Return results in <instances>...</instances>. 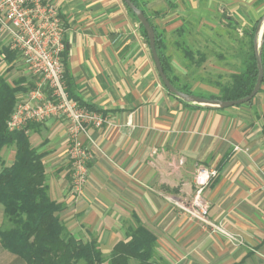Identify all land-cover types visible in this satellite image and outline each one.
I'll list each match as a JSON object with an SVG mask.
<instances>
[{
    "label": "crops",
    "instance_id": "1",
    "mask_svg": "<svg viewBox=\"0 0 264 264\" xmlns=\"http://www.w3.org/2000/svg\"><path fill=\"white\" fill-rule=\"evenodd\" d=\"M51 1L64 28L63 81L67 74L73 94L106 118L82 136L91 144V157L76 197L69 184L65 118L25 125L30 124L25 132L31 146L44 152L47 191L63 204L59 214L70 234L96 240L108 256L139 223L156 237L154 253L164 264H264V74L248 102L226 108L185 104L162 84L143 30L122 0ZM144 3L170 50L191 42L193 33L212 32L222 12L218 5L233 17L264 11V0ZM8 40L0 33V45L8 46ZM20 58L4 60L2 70L21 87L16 103L26 101L39 80ZM14 155V144L3 146L0 164L10 166ZM200 166L217 170L202 192L208 220L238 234L241 243L231 244L181 209L193 195ZM0 264L26 263L0 245Z\"/></svg>",
    "mask_w": 264,
    "mask_h": 264
},
{
    "label": "trees",
    "instance_id": "2",
    "mask_svg": "<svg viewBox=\"0 0 264 264\" xmlns=\"http://www.w3.org/2000/svg\"><path fill=\"white\" fill-rule=\"evenodd\" d=\"M131 1L145 14L138 0ZM129 11L131 12L130 9ZM147 19L150 22L148 17ZM151 26L153 27L152 24ZM143 34L146 37L144 30ZM155 45L166 73L156 31ZM8 48L0 45V63L3 60L12 61L18 54ZM261 57L264 69V40ZM256 75L255 63L236 76L231 88L221 96L208 98H241L252 89ZM169 80L174 85L170 78ZM64 82L71 99L91 111L103 113L102 110L83 103L73 94L67 74H64ZM20 89L18 81L10 83L4 73L0 72V150L3 146L13 144L15 148L12 164H0V206L3 209L0 245L22 258L26 264H164L154 253L156 237L139 223L130 230L127 241L114 244L108 256L103 254L96 240L82 241L70 234L59 214L63 204L51 199L47 191L42 163L44 152L31 146L26 135L25 131L30 124L14 131H9L6 127ZM181 101L188 105L201 106Z\"/></svg>",
    "mask_w": 264,
    "mask_h": 264
},
{
    "label": "built area",
    "instance_id": "3",
    "mask_svg": "<svg viewBox=\"0 0 264 264\" xmlns=\"http://www.w3.org/2000/svg\"><path fill=\"white\" fill-rule=\"evenodd\" d=\"M63 24L51 0H0V33L9 36V49L20 54L23 62L38 76L36 87L26 101L15 103L6 127L19 130L30 121H41L61 115L66 120L67 154L71 163L72 191L79 193L87 176L90 150L83 146L82 136L88 127L100 128L106 118L79 105L67 93L60 59L64 50ZM217 170L200 166L193 176L194 192L190 200L180 204L190 217L197 219L212 232H221L231 244L241 243L238 234L226 232L220 224L208 220V204L202 192ZM264 186V174H263Z\"/></svg>",
    "mask_w": 264,
    "mask_h": 264
},
{
    "label": "rangeland",
    "instance_id": "4",
    "mask_svg": "<svg viewBox=\"0 0 264 264\" xmlns=\"http://www.w3.org/2000/svg\"><path fill=\"white\" fill-rule=\"evenodd\" d=\"M138 2L142 7L145 6L144 0H138ZM218 9L224 12H220L216 18L218 24L215 25L213 31L209 33L200 31L202 33L200 35L197 33L191 34V42L188 41V44H183L182 48L178 47L180 44H174L175 49L164 48V40L158 32L159 43L163 44L161 53L166 66V75L183 92L194 95L200 94L207 98L211 96L219 97L231 88L236 76L245 72L252 64L255 65L254 33L259 22H261L260 30L262 29L264 19L261 18L264 11H261L257 17L252 16L250 19L248 17L231 16L230 9L223 5H218ZM158 15L157 12L156 16ZM150 17V22H154L152 14H150ZM157 29V31H161L159 27ZM177 30L179 31V29ZM259 37L260 33L257 42H259ZM184 47L186 48L183 49ZM20 57L18 53L15 59ZM5 63L4 60L0 63V72L6 67ZM25 68L28 73L37 76L28 66H25ZM14 73V71L10 72V75L12 76ZM82 143L91 152L90 142L85 143L82 139ZM69 164L70 169V161ZM70 172L69 170V184L72 190ZM82 190L83 187L79 193L72 191V194L76 197L83 192ZM1 226L3 225L1 224Z\"/></svg>",
    "mask_w": 264,
    "mask_h": 264
},
{
    "label": "water",
    "instance_id": "5",
    "mask_svg": "<svg viewBox=\"0 0 264 264\" xmlns=\"http://www.w3.org/2000/svg\"><path fill=\"white\" fill-rule=\"evenodd\" d=\"M125 6L133 12L136 19L138 20L139 24L142 26L143 30L145 31L149 50L151 53L152 60L154 62L155 68L159 75V78L164 85V87L172 94H174L179 99L191 103L197 104L201 106H207L212 108H226L229 106L242 104L245 102L250 101L258 92L261 82L263 80L264 69L262 65V45L264 40V24L262 25V29L260 30L261 22L258 23L255 33H254V40H253V48H254V55H255V63L257 69V75L255 83L250 90V92L238 99L233 100H224L220 98H207L203 96H198L190 93L183 92L176 88L167 77L166 73L163 70L159 55L157 53L156 45H155V31L151 26L150 22L148 21L147 17L145 16L144 12L141 8L136 6L134 2L131 0H122ZM261 19H264V15ZM260 33L259 42H257L258 34Z\"/></svg>",
    "mask_w": 264,
    "mask_h": 264
}]
</instances>
